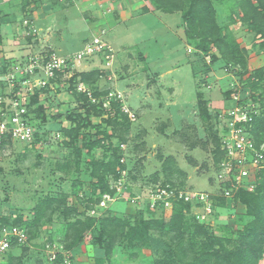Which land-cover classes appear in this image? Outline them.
I'll list each match as a JSON object with an SVG mask.
<instances>
[{
  "label": "rangeland",
  "instance_id": "rangeland-1",
  "mask_svg": "<svg viewBox=\"0 0 264 264\" xmlns=\"http://www.w3.org/2000/svg\"><path fill=\"white\" fill-rule=\"evenodd\" d=\"M242 1H212L221 36L242 59V68L214 49L202 55L199 41L186 38L180 12L155 11L156 19L125 36L119 49L105 28L75 46L38 49L23 36L11 47L21 52L7 71L15 81L16 68L21 71L29 57L69 60V73L53 76L37 99L33 94L28 100L34 113H28L30 141H8L0 151V222L27 230V242L15 249L12 264H53V256L56 264H244L241 253L251 250L247 230L258 226L235 201L236 191L227 197L225 190L235 174L245 173L244 190L237 191L254 193L264 168L228 156L235 139L226 117L259 113L257 101L237 103L250 96L243 92L264 69V40L243 20ZM93 39L102 48L88 55ZM211 55L217 58L213 64ZM92 72L100 73L93 84L79 82L80 74ZM32 80L38 84L46 76L41 72ZM5 81L1 75L0 96L7 97ZM254 93L264 97V82ZM200 101L211 120L201 119ZM114 102L124 124L111 121ZM88 105L98 116L86 115ZM251 123L235 126L253 146L246 161L258 150L264 155V141L256 146ZM76 127V136L66 135ZM212 132L219 139V162ZM91 143L96 146L89 149ZM167 158L183 173L171 178L170 186L161 172ZM116 162L122 168L113 170ZM176 212L184 219L173 222ZM107 218L116 222L101 234L99 222ZM200 227L207 236L198 233ZM253 256L252 264H264V242Z\"/></svg>",
  "mask_w": 264,
  "mask_h": 264
},
{
  "label": "trees",
  "instance_id": "trees-1",
  "mask_svg": "<svg viewBox=\"0 0 264 264\" xmlns=\"http://www.w3.org/2000/svg\"><path fill=\"white\" fill-rule=\"evenodd\" d=\"M212 1L213 0H148L149 4L153 7L155 11H159L165 14H173L179 12L181 13V24L185 26L184 32L186 38L199 41L197 45V50H199L202 53V55H207L209 51L214 49L219 54L222 60L228 63L230 62L236 67L239 66L244 67L242 63V59L239 57L237 52L232 50L229 44L221 36L220 29L215 20V11L212 5ZM252 1L255 2V5H253ZM239 10L242 11L243 20L248 21L249 23L248 26L250 27L251 30L254 31L255 36H259V38L264 40V0H243L239 5ZM0 45H1V38H0ZM210 61L211 64L216 62L217 61L216 56L211 55ZM204 65L206 66L207 70L210 68L209 65H206L205 63ZM12 66H14V61L12 60L7 61L6 59H3L0 63V76L7 74L9 72L8 69L10 70ZM98 76H100V73L92 72L86 74L82 73L78 76V78L80 80L79 81L80 83H83L85 85H90L93 84V82L97 79ZM252 78L253 81H251L250 83L252 86L249 89H245V92H243V95L246 94V91L250 92V96L249 97L243 96L242 100H239L237 104L241 102H246L247 100L253 102L257 101L258 103H260L258 115H252L253 120L249 130V132L251 133L254 139L256 146H259L264 141V139L262 138L264 134V97H262L261 93H259V95L256 96L255 93L254 95H252L251 92H255L259 88V86L262 85V82H264V69H259L257 75L253 76ZM75 79L76 76H73L72 77L73 85H75L74 84L75 82H73ZM44 91H45L44 89H41L40 91H36L32 99L33 100L37 99L40 93H43ZM258 92L261 91L258 90ZM93 97L97 98L98 96H96V94H93ZM33 100H32L33 104L37 102V101L33 102ZM202 105L203 104L200 101V104L198 106L202 110L200 111L202 113L201 119L205 121L207 119L206 118L207 116L209 120H211V115L209 113H205ZM112 108L114 109V111L112 113V117L110 118H112L111 121L113 122V124L121 125L127 122L125 116L121 113L120 104L118 102L112 103L111 109ZM28 113H31L32 115L34 114L33 110H31L30 108L28 109ZM85 113L87 116H90L92 114L98 116L99 114V112L96 110V107L94 105H90L85 110ZM216 117L217 116L215 114V118ZM77 118H79V116H77ZM67 119L68 121H70L71 117L68 116ZM76 132H77V127L74 129H70L66 133V135L67 136L70 135L71 137L72 136L74 137L76 136ZM261 132L263 134H260ZM211 137L215 145L214 157L216 159V162H219L220 159L222 158V153L219 152V146H218L219 139L215 132L211 133ZM94 146L96 145H94V143H91L88 146V148L91 149ZM108 167L109 166L106 165V169H108ZM113 167H115L113 170H115L116 167L122 168V166L118 164V162H116L115 166ZM161 172L163 173L164 176H166L167 184H169V186L172 184L170 182L171 178H173L174 176L180 178V176L183 174L180 170H178L174 166V159L172 158H167L162 163ZM258 177H259L258 183L254 193H246L243 191H236L234 193L235 201L238 200L240 204L245 205L247 209V216H249L251 219L253 218V220H255L256 222V225L258 226V228L255 227L254 229L247 230V233L250 234L251 236H248V239H246V241H248V244L251 245V250L245 249L241 253V257H242L241 261H243L244 264L253 263L254 261L253 252H255L258 249V247H260L261 242H264L263 239L264 238V175L260 173ZM180 205L182 206V204ZM181 219L184 218L182 215H180L179 212H176L172 217L173 222H179ZM115 222H116L115 219L114 220L108 218L103 219L99 222L100 228L101 230H103L104 227H106L107 225H111ZM0 226H16L26 230L24 226L16 222L14 223L0 222ZM84 233H85L84 230L80 231L78 233V236H83ZM102 233H105V231L103 230L101 234ZM198 233L207 236L205 228L203 227L199 228ZM256 241L258 242V244ZM254 242H256V245ZM14 258L17 257L9 255L7 259V264H12L13 261L15 260Z\"/></svg>",
  "mask_w": 264,
  "mask_h": 264
},
{
  "label": "crops",
  "instance_id": "crops-1",
  "mask_svg": "<svg viewBox=\"0 0 264 264\" xmlns=\"http://www.w3.org/2000/svg\"><path fill=\"white\" fill-rule=\"evenodd\" d=\"M153 13L148 0H0V63L19 57L11 47L23 36L28 46L58 48L84 43L105 28L113 47L123 48L122 39L148 27Z\"/></svg>",
  "mask_w": 264,
  "mask_h": 264
},
{
  "label": "built area",
  "instance_id": "built-area-1",
  "mask_svg": "<svg viewBox=\"0 0 264 264\" xmlns=\"http://www.w3.org/2000/svg\"><path fill=\"white\" fill-rule=\"evenodd\" d=\"M101 48V42H99L98 39H93L91 46L89 45L86 47V52L89 55L94 51L97 52V50ZM40 58L42 59L39 61L36 58L29 57L26 60V66H24L21 71L20 68H16V73L19 72L17 81L10 77L9 73L6 74L7 81L5 82L7 83L9 94L7 97L0 96V151L8 147V141H11V143L18 140L24 142L30 141L32 126L27 110L28 100L30 101V97H32L36 91L45 88L47 84L49 85V81L53 76H56L58 73H69V70H67L69 60H58L51 55ZM41 72L44 77L46 76V81L43 80L35 84L36 82L32 80V78L38 76ZM252 115L254 114H250L247 117L245 115H240L238 120L235 113H231L230 116L226 117L230 119V126H233L231 131H233L232 136L235 139V142L232 141L231 149L228 150V156H233L237 163L251 162L250 165L253 168L262 170L264 168L262 167L264 166V155L258 150L255 157L246 161L245 153L253 151V146L242 134L241 136L239 135V130L235 127L237 124H248L251 122ZM246 176L245 173L235 174L234 177L229 180L232 187L230 190H225V195L228 197L230 192L232 194L234 191L241 190L243 178ZM166 190L174 199L176 198L170 190ZM167 192L163 191L162 194L166 195ZM187 199L188 198L185 197V200ZM26 242V231L23 228L16 226H0V264H7L8 256H13L12 251L24 247ZM55 260L56 257L53 256L51 262L56 264L54 263Z\"/></svg>",
  "mask_w": 264,
  "mask_h": 264
}]
</instances>
